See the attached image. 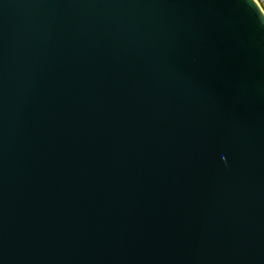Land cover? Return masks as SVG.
<instances>
[{
  "label": "water",
  "instance_id": "obj_1",
  "mask_svg": "<svg viewBox=\"0 0 264 264\" xmlns=\"http://www.w3.org/2000/svg\"><path fill=\"white\" fill-rule=\"evenodd\" d=\"M0 264H264L256 0H0Z\"/></svg>",
  "mask_w": 264,
  "mask_h": 264
},
{
  "label": "built area",
  "instance_id": "obj_2",
  "mask_svg": "<svg viewBox=\"0 0 264 264\" xmlns=\"http://www.w3.org/2000/svg\"><path fill=\"white\" fill-rule=\"evenodd\" d=\"M259 6L261 7L262 11L264 12V0H256Z\"/></svg>",
  "mask_w": 264,
  "mask_h": 264
}]
</instances>
